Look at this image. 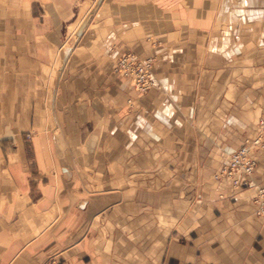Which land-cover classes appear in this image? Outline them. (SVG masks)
I'll return each mask as SVG.
<instances>
[{
	"label": "crops",
	"instance_id": "1",
	"mask_svg": "<svg viewBox=\"0 0 264 264\" xmlns=\"http://www.w3.org/2000/svg\"><path fill=\"white\" fill-rule=\"evenodd\" d=\"M257 133L264 0H0V264H264V149L213 179Z\"/></svg>",
	"mask_w": 264,
	"mask_h": 264
},
{
	"label": "built area",
	"instance_id": "2",
	"mask_svg": "<svg viewBox=\"0 0 264 264\" xmlns=\"http://www.w3.org/2000/svg\"><path fill=\"white\" fill-rule=\"evenodd\" d=\"M152 59H141L132 53L120 57L114 67L115 74L127 80L136 94H145L153 88ZM264 149V137L257 133L252 139L244 141L233 153L228 155L225 163L214 173L215 181H223L233 189H241L252 184L251 177L257 166L255 154ZM252 203L256 214L264 217V182L255 189ZM47 264H59L53 259Z\"/></svg>",
	"mask_w": 264,
	"mask_h": 264
},
{
	"label": "rangeland",
	"instance_id": "3",
	"mask_svg": "<svg viewBox=\"0 0 264 264\" xmlns=\"http://www.w3.org/2000/svg\"><path fill=\"white\" fill-rule=\"evenodd\" d=\"M82 12H83V11H82ZM83 26H84V24H83V23H81V24H80V27H83ZM72 30H73V29H72V28H70V32H71V34H72ZM55 69H57V67H56V68H54V70H55ZM52 138H53V137H52ZM59 138H60V136H59V135H57V136H56V141H58V140H59ZM26 140H29V135H27V136H26ZM244 141H246V140H244ZM244 141L242 142V144L244 143ZM242 144H240V145L238 146V148H239V147H240ZM262 150H263V149H262ZM259 151H260V150H259ZM257 152H258V151H257ZM257 152H256V153H257ZM254 156H255V155H254ZM255 160H256V159H255Z\"/></svg>",
	"mask_w": 264,
	"mask_h": 264
}]
</instances>
